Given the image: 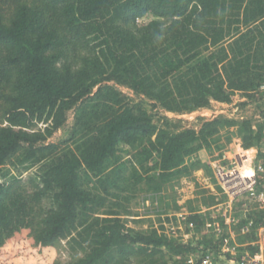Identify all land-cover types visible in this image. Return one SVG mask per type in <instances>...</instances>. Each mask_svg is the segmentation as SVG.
<instances>
[{
	"label": "trees",
	"instance_id": "obj_1",
	"mask_svg": "<svg viewBox=\"0 0 264 264\" xmlns=\"http://www.w3.org/2000/svg\"><path fill=\"white\" fill-rule=\"evenodd\" d=\"M145 15L151 17L137 21ZM118 84L139 101L131 104ZM262 84L264 0H0V247L25 230L34 245L69 237L83 250L52 264H126L131 256L151 263L163 249L187 252L190 244L162 225L134 230L118 211L89 220L85 210L104 204L111 188L118 201H129L122 193L132 190V162L156 171L148 182L166 178L187 169V157L232 123L217 117L198 131L168 130L170 119L163 116L164 127L154 122L144 100L180 113L228 103L237 92L255 96ZM70 110L74 146L58 152L47 140ZM262 126L241 122L245 148L260 141ZM130 148V177L124 162L106 171ZM12 159L35 172L11 174L3 166ZM209 215L185 218L200 231ZM248 216L264 221V209ZM80 219L84 226L72 235ZM199 244L220 264H238L219 241Z\"/></svg>",
	"mask_w": 264,
	"mask_h": 264
},
{
	"label": "rangeland",
	"instance_id": "obj_2",
	"mask_svg": "<svg viewBox=\"0 0 264 264\" xmlns=\"http://www.w3.org/2000/svg\"><path fill=\"white\" fill-rule=\"evenodd\" d=\"M149 17L151 15H145L138 18L137 21L142 22ZM116 87L128 98L131 104L139 101L140 96H136L127 86L118 84ZM256 91L257 95L252 97H248L244 93H235L231 101L228 102L229 105L223 109L224 112L219 115L208 111V113H203L201 110L188 115L197 109L180 113L172 112L159 105L153 107L152 100H144V107L154 114V122L164 127L166 125L163 116L170 119L171 126L165 127L168 130L191 128L198 131L203 121L217 117L231 120L232 123L220 125L219 130L211 137L213 140L210 142L209 148L203 147L193 153L192 156L187 157L184 163L187 169H182L180 172L162 179L155 176L154 182H148L147 178L156 175L155 170L145 171L136 161H131L133 149L119 151L120 161L111 163L106 171L119 165L120 162H124L128 169L125 170L123 176L130 177V163L134 164L137 174L130 177L128 186L132 187V190L122 193L124 196L130 197L129 201L123 199L118 201L114 195L117 190L111 188V194L102 193V196L106 197L104 204L97 206L98 208L94 211L85 210L87 218L92 220L96 216H106L107 211H118L119 217L129 228L146 230L152 227L159 228L162 225L167 235L172 236L175 240L188 243L191 247L185 253H175L173 250L163 249L153 256L156 261L151 263L148 262L147 258L140 260L139 257L131 256L126 264H180L186 255H192L204 248L203 245H197L200 240L212 239L220 243L226 237L230 238L231 235L237 239L239 222L250 218L249 214L243 211L246 207L242 206V203H248L249 200L244 195L229 199L215 176L214 166L220 161V163L229 165L231 171L238 170L244 176H249L253 170L259 169L256 172L257 185L259 190L264 191V101L260 104H254L258 97H264V91H258V89ZM243 103L244 105H242ZM207 107L213 109L211 102ZM235 108L239 110L235 112ZM238 115L244 119H239ZM74 120V112L70 110L66 123L48 138V142L59 144L58 152L67 145L74 146V143L69 140ZM243 120H251L254 127L259 124L263 125L260 141L247 148L244 147L239 133V126ZM152 164L153 162H149L145 167L152 166ZM24 166L23 163L20 164L12 159L3 168L10 170L11 174H20L23 179H26L35 172L36 167L25 170ZM158 183L159 190L157 188ZM189 212L210 213L209 217L206 216L207 218L199 223L200 231L196 230V224L186 220L185 217ZM83 221V219L76 221V228L72 235L82 230ZM25 232V230L20 231L18 236L6 241L0 247V264H52L56 260L68 262L83 254V250L79 246L71 247L69 237L60 239L54 246L41 247L32 244L29 238L24 235Z\"/></svg>",
	"mask_w": 264,
	"mask_h": 264
},
{
	"label": "built area",
	"instance_id": "obj_3",
	"mask_svg": "<svg viewBox=\"0 0 264 264\" xmlns=\"http://www.w3.org/2000/svg\"><path fill=\"white\" fill-rule=\"evenodd\" d=\"M259 90L264 91V84L260 85ZM264 97H258L254 104H260ZM213 109L210 107L198 108L191 111L188 115L194 114L199 110L203 113L213 112L216 115L222 114L228 103L211 101ZM215 107V108H214ZM219 108V109H218ZM239 110V109H238ZM235 108V112L238 111ZM208 111V112H207ZM235 112L233 113L235 115ZM201 113V114H203ZM239 119H244L238 115ZM237 116V117H238ZM215 176L224 189L229 199H235L241 195L247 196L249 202L242 203L246 208L243 210L249 214L251 209H263L264 191L258 189V179L253 170L249 176H244L240 171H231L226 163L215 164ZM237 239L226 237L220 242L222 252L228 253L235 258L238 264H264V221H256L255 218H246L239 222ZM180 264H220L211 250L201 249L197 253L186 255Z\"/></svg>",
	"mask_w": 264,
	"mask_h": 264
}]
</instances>
